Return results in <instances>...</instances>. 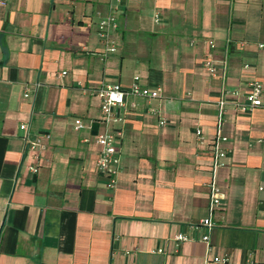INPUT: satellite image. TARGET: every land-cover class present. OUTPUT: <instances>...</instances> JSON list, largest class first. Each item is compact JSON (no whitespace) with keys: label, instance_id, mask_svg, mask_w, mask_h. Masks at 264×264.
Wrapping results in <instances>:
<instances>
[{"label":"crops","instance_id":"obj_1","mask_svg":"<svg viewBox=\"0 0 264 264\" xmlns=\"http://www.w3.org/2000/svg\"><path fill=\"white\" fill-rule=\"evenodd\" d=\"M1 1L0 264H264V108L225 105V198L214 226H197L221 90L264 82V0ZM109 12L117 50L104 54L97 22ZM207 57L224 79L208 74ZM135 75L161 94L127 97L135 106L108 189L96 136L119 125L104 122L95 90ZM179 232L189 239L176 245Z\"/></svg>","mask_w":264,"mask_h":264},{"label":"built area","instance_id":"obj_2","mask_svg":"<svg viewBox=\"0 0 264 264\" xmlns=\"http://www.w3.org/2000/svg\"><path fill=\"white\" fill-rule=\"evenodd\" d=\"M110 5L117 6L121 4L122 0H109ZM1 1V3H3ZM155 20H158V15L155 16ZM119 28V22L117 16L113 12H109L103 16H100L97 22V34L99 36L101 45L103 47L104 54L114 53L117 50L116 41L113 37V32ZM209 45L213 47V42L209 41ZM202 66L212 77L220 76L225 78L224 66L217 68L213 59L207 57L202 61ZM65 73V72H63ZM96 96L100 100V111L102 119L105 123L118 124V129H110L105 132L99 133L96 136V142L99 145V151L96 157V167L98 172L106 178V187L108 189H114L116 187L118 174L121 168L120 156H119V141L122 137L123 125L125 123L127 107H134L135 104L131 103L129 106L126 103L128 96H140L150 101L153 98H157L161 94V88L156 87L149 89L139 84V76H133L132 84L129 87H124L120 83H114L111 85L100 86L95 90ZM28 91H25L24 96L27 97ZM228 100H231L233 108L236 112L246 114L252 112L257 108H264V82L261 80H252L247 83L246 89L241 92L239 90L222 89L221 95L216 102L217 106V118H216V130L215 135L211 143V164L209 169V179L206 182L208 189L209 200L207 204V216L200 219L197 226L206 227L208 230L214 226L212 220L213 213L217 207H219L224 198L225 193L222 187L219 185L216 174L220 167L225 165L223 158L225 151L221 144L227 140V136L223 135L222 125L224 122V107ZM149 113H155L156 109L148 107ZM161 124L166 123L165 118H161ZM81 127V120L76 119L74 128L77 130ZM20 129H25V124L19 125ZM195 133L199 140H203L204 136L200 128L195 130ZM49 135H46L48 137ZM43 142L37 138L30 141L29 148L35 152V158L38 159L37 152L43 147ZM29 170L36 173L38 167L35 164L29 165ZM261 188V187H260ZM176 245L181 242L187 241L189 237L184 233H176L173 236ZM202 240L207 242L209 235L204 234ZM160 251V249L158 250ZM215 261L226 262L227 258L215 257Z\"/></svg>","mask_w":264,"mask_h":264}]
</instances>
